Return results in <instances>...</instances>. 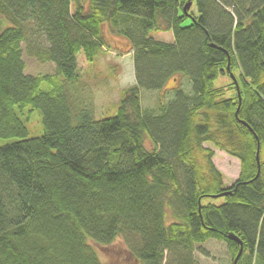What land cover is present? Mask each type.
Masks as SVG:
<instances>
[{
    "label": "trees",
    "instance_id": "obj_1",
    "mask_svg": "<svg viewBox=\"0 0 264 264\" xmlns=\"http://www.w3.org/2000/svg\"><path fill=\"white\" fill-rule=\"evenodd\" d=\"M109 35L136 83L97 120L67 86ZM25 56L54 72L26 74ZM142 90L165 97L145 109ZM27 108L43 136L28 137ZM0 140H15L0 147V264H104L90 241L120 237L131 264H198L209 240L233 264L231 235L237 264H264V0H0ZM206 143L240 161L231 186Z\"/></svg>",
    "mask_w": 264,
    "mask_h": 264
},
{
    "label": "rangeland",
    "instance_id": "obj_2",
    "mask_svg": "<svg viewBox=\"0 0 264 264\" xmlns=\"http://www.w3.org/2000/svg\"><path fill=\"white\" fill-rule=\"evenodd\" d=\"M194 14L198 16V10L194 7ZM192 19H190L191 21ZM150 36L158 41L172 42L174 35L172 32L153 31ZM111 45L103 55L94 62H88L83 52H79L78 73L80 78L73 84L67 86L71 104L75 107L90 106L94 117L97 120L110 118L117 114L119 101L124 91L134 86L136 83L135 69L133 61V51L127 42L121 37L108 36ZM27 65L26 74L45 75L54 72V65L40 64L34 59L24 57ZM180 78V77H179ZM182 79V78H180ZM184 86V90L191 94V84ZM182 82V80H181ZM229 82L228 77L221 76L217 81V86H223ZM183 83L185 84L184 80ZM180 86V81L170 80L167 90ZM43 90L49 91L50 87L46 84ZM166 90V91H167ZM165 91L142 90V105L145 109H154ZM31 108L25 110L22 118L26 121L29 131V138L41 137L44 135L43 116L39 110ZM15 140H0V147ZM206 147L215 151L213 161L218 170L224 176L226 186L234 184L240 175V161L228 155L226 152L216 149L212 144L206 143ZM149 150L154 148L150 140L146 141ZM167 206V211L170 213ZM90 244L98 251L104 264H131L133 258L128 250V246L123 237L118 238L112 245L102 247L93 241ZM198 264H229L230 257L224 243L217 240H209L207 243L197 246L194 255Z\"/></svg>",
    "mask_w": 264,
    "mask_h": 264
},
{
    "label": "water",
    "instance_id": "obj_3",
    "mask_svg": "<svg viewBox=\"0 0 264 264\" xmlns=\"http://www.w3.org/2000/svg\"><path fill=\"white\" fill-rule=\"evenodd\" d=\"M190 7H191V2H189V3L187 4V6L185 7V11H187ZM240 101H241V98H240ZM224 195H225V194H222V195H220V196H224ZM229 239H231V240H233V241H236V242L241 246L240 251H239V253H238V255H237V257L235 258L234 263H233V264H237L238 261H239V259H240V257L242 256V253H243V244H242V242L238 239V237H236L235 235H231V236H229Z\"/></svg>",
    "mask_w": 264,
    "mask_h": 264
}]
</instances>
